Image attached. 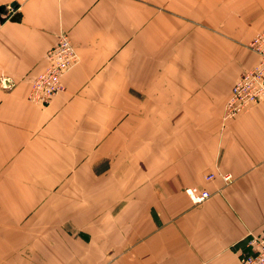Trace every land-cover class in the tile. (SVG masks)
Segmentation results:
<instances>
[{
    "label": "crops",
    "instance_id": "crops-1",
    "mask_svg": "<svg viewBox=\"0 0 264 264\" xmlns=\"http://www.w3.org/2000/svg\"><path fill=\"white\" fill-rule=\"evenodd\" d=\"M263 28L264 0H0V264H240L264 99L222 114ZM60 32L79 61L31 103Z\"/></svg>",
    "mask_w": 264,
    "mask_h": 264
},
{
    "label": "built area",
    "instance_id": "built-area-1",
    "mask_svg": "<svg viewBox=\"0 0 264 264\" xmlns=\"http://www.w3.org/2000/svg\"><path fill=\"white\" fill-rule=\"evenodd\" d=\"M247 47L256 55V62L243 71L231 86L223 106V119H230L264 99V28L252 36ZM43 59L45 66L31 81L27 94V99L37 105H46L63 89L61 77L78 63L79 56L68 35L60 32L56 42L45 52ZM213 176L209 173L205 179L209 180ZM220 177L226 182L231 179L230 174H220ZM185 193L192 203H199L209 196L205 190L196 192L185 189ZM243 243L245 249L238 255V262L264 264V225L257 232L248 231Z\"/></svg>",
    "mask_w": 264,
    "mask_h": 264
},
{
    "label": "water",
    "instance_id": "water-1",
    "mask_svg": "<svg viewBox=\"0 0 264 264\" xmlns=\"http://www.w3.org/2000/svg\"><path fill=\"white\" fill-rule=\"evenodd\" d=\"M13 4V3H12ZM15 17V13L11 15L10 19H13Z\"/></svg>",
    "mask_w": 264,
    "mask_h": 264
}]
</instances>
